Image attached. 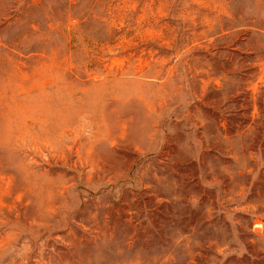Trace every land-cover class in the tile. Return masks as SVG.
Returning a JSON list of instances; mask_svg holds the SVG:
<instances>
[{
	"label": "rangeland",
	"instance_id": "obj_1",
	"mask_svg": "<svg viewBox=\"0 0 264 264\" xmlns=\"http://www.w3.org/2000/svg\"><path fill=\"white\" fill-rule=\"evenodd\" d=\"M0 264H264V0H0Z\"/></svg>",
	"mask_w": 264,
	"mask_h": 264
}]
</instances>
